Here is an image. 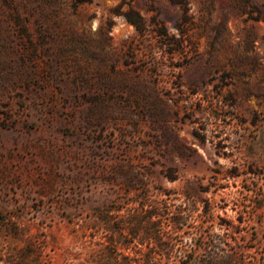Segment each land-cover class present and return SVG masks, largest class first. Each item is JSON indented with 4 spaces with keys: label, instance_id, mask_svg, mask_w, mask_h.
<instances>
[{
    "label": "rangeland",
    "instance_id": "374dc122",
    "mask_svg": "<svg viewBox=\"0 0 264 264\" xmlns=\"http://www.w3.org/2000/svg\"><path fill=\"white\" fill-rule=\"evenodd\" d=\"M176 1L0 0V264H264V0Z\"/></svg>",
    "mask_w": 264,
    "mask_h": 264
},
{
    "label": "trees",
    "instance_id": "16d2710c",
    "mask_svg": "<svg viewBox=\"0 0 264 264\" xmlns=\"http://www.w3.org/2000/svg\"><path fill=\"white\" fill-rule=\"evenodd\" d=\"M84 1H89V0H78L79 3L84 2ZM172 1L177 2L176 0H172ZM122 6H123V3L117 6V9L119 10L120 15L123 16L128 22H130L134 26L140 27L141 22L143 21L142 16L132 9L126 12H120ZM224 259L231 262L234 260V256L233 255L219 256V254H217L216 256H213L207 263L208 264H226V262L222 261ZM128 264H133V262L129 261Z\"/></svg>",
    "mask_w": 264,
    "mask_h": 264
}]
</instances>
